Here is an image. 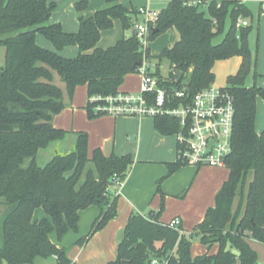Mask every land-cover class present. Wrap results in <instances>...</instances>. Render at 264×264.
Returning a JSON list of instances; mask_svg holds the SVG:
<instances>
[{
    "label": "trees",
    "instance_id": "1",
    "mask_svg": "<svg viewBox=\"0 0 264 264\" xmlns=\"http://www.w3.org/2000/svg\"><path fill=\"white\" fill-rule=\"evenodd\" d=\"M57 1L0 0V48H4L0 65V264H34L36 257L76 264L51 242L50 234L55 232L60 240L68 231L77 232L79 212L90 206H96L99 214L77 245L102 230L117 216L118 195L109 189L111 177L116 175L123 183L132 164L128 155L105 156L100 149L89 157L85 133L75 134L71 151L55 154L42 166L37 162L40 152L68 134L52 124L65 108L64 95L71 101L75 89L84 86L88 118L101 116L93 113L89 98L126 93L119 89L127 75L137 74L143 55L135 35L109 48H97L101 32L111 29L113 21L118 20L123 30L130 29L136 10L108 0L91 17L83 18L87 0H80L75 4L79 28L72 34L49 23ZM245 1L190 4L170 0L159 12L158 31L151 32L149 41L170 29L178 32L179 40L156 57L147 50L146 58L155 61L158 77H163L160 63L167 61L166 79L170 86L184 88L187 101L213 83L217 61L240 59L237 73L227 77L225 87L235 109L231 153L225 161L228 176L215 195L214 206L189 233L181 226L176 229L159 222L162 203L157 213L132 212L116 258L106 264H151L153 260L159 264H257V253L249 242L264 245V128L259 134L255 130L256 100H264V88L245 86L251 69V26L237 27L239 20L252 16ZM227 20L229 27L221 42L213 44ZM36 35L50 42L54 51L39 47ZM68 46L78 48L75 58L58 54ZM153 126L162 135L178 130V122L166 116L154 118ZM181 166L177 161L167 164L168 176ZM159 184L157 193H161ZM38 208L46 216L33 219ZM193 238L206 247L204 254L191 255ZM215 244L216 252L209 253Z\"/></svg>",
    "mask_w": 264,
    "mask_h": 264
},
{
    "label": "crops",
    "instance_id": "2",
    "mask_svg": "<svg viewBox=\"0 0 264 264\" xmlns=\"http://www.w3.org/2000/svg\"><path fill=\"white\" fill-rule=\"evenodd\" d=\"M63 1L64 0L57 1V7H59ZM107 1L108 0H105L104 4ZM169 1L170 0H162L161 4L158 5V8L151 7L150 3H147L146 6L139 7H148L150 10L159 13L167 6ZM119 3L127 10H136L135 7L127 8L122 2L119 1ZM97 7L98 6L93 8L94 13L97 11ZM133 19L135 21L136 19H139V17L135 15ZM49 23L59 24L65 33L74 34L78 31L73 32L66 30L62 26L61 22L55 19V11L51 13ZM113 25L115 26L114 21ZM119 26L121 28L120 32L116 30L114 33H111L112 31L108 30L102 31L99 42L97 43V48H109L117 41L123 38L127 39L134 35L133 26L128 30H123L120 22ZM168 31L175 32L177 36L173 44L169 46V48H171L174 43L179 40V34L175 29H170ZM35 42L38 46L46 50L54 51L53 46L48 41V43H44L35 37ZM148 50L150 52V45ZM78 53L79 51L76 46H68L58 52L60 56L68 59L73 57L75 58ZM129 75L125 77V83L123 82L121 85L119 89L120 92L128 93L130 90L125 85L126 79ZM257 75L259 76V74ZM59 86L64 92V85L60 84ZM256 87L264 88V85ZM76 93L79 94V96L80 94H86V88L84 86H78L74 91L75 95ZM74 94L71 101H69L66 95H64L63 101L65 102L66 99V106L58 115L54 116L52 120V124L55 128L68 132L63 141L54 143L55 146H59V148L65 151L60 154L73 149L76 133H85L87 134L88 140V152L94 148L100 149L105 156L114 155L121 157L128 155L132 160V164L119 190L116 218L108 222L102 230L95 233L86 244L79 246L76 243L77 240L88 234L92 222L99 214V210L96 206H90L79 212L77 233L71 234L70 232H67L65 236L61 238L59 243L56 244V246L63 248L65 250L66 257L71 262L76 264H106L111 262L116 258L117 245L123 236L124 227L130 214L132 212H137L141 215H147L150 211H157L163 197L166 208L162 212L161 216H159V222L168 224L171 220L178 218L180 220L181 229L185 233L191 232L195 225L202 221L206 210L214 206V200L212 201L211 197H214L215 199L216 193L226 180L222 178L213 182L207 190L209 191L208 198L200 201L196 208L191 211V214L186 213L183 209H181V201H175L174 199L179 200V198L181 199L184 196H187L188 198L187 192L189 189H187V185L189 180L183 176L184 172L188 168L180 167L173 174L165 177V175L168 174L167 164L175 163L177 161L175 137L173 135H162L157 132L154 129L153 119L151 118L138 119L132 117L113 118L108 129H105L102 133L92 135L90 131L79 127L76 124V115L80 114V111H82L81 114L84 113L87 116V102L85 103V99L84 102H82L83 104H80V102H74ZM260 132H257V134ZM197 170H199V168H196V171ZM164 177L165 180L161 184L160 188L161 193H157L156 189L158 181ZM40 216L41 215H38V217ZM33 219L39 220L41 218L33 217ZM255 243L257 242H249L251 248L257 253L255 248H253V244Z\"/></svg>",
    "mask_w": 264,
    "mask_h": 264
},
{
    "label": "built area",
    "instance_id": "3",
    "mask_svg": "<svg viewBox=\"0 0 264 264\" xmlns=\"http://www.w3.org/2000/svg\"><path fill=\"white\" fill-rule=\"evenodd\" d=\"M199 4L201 0H184ZM158 12L148 7L136 9L133 23L135 36L139 42L142 63L137 69L141 76L137 94L118 93L114 96H92V111L114 117L151 118L170 117L178 122V130L173 134L176 140L177 162L194 167H223L231 153V137L234 121L233 97L225 88L209 86L198 90L188 101L184 88H174L166 77H158L155 63L148 61L146 51L149 36L158 20ZM239 20L237 27H247ZM169 84V85H167ZM211 142V143H210ZM122 183L118 177H111L110 191L116 195ZM169 227L179 229L180 220L175 218ZM151 264H159L153 260ZM165 264V263H163Z\"/></svg>",
    "mask_w": 264,
    "mask_h": 264
},
{
    "label": "rangeland",
    "instance_id": "4",
    "mask_svg": "<svg viewBox=\"0 0 264 264\" xmlns=\"http://www.w3.org/2000/svg\"><path fill=\"white\" fill-rule=\"evenodd\" d=\"M122 2L127 8L135 7L136 9L139 6H146L147 3H150L151 7L158 8V5L161 4L162 0H119ZM164 1V0H163ZM79 0H64L59 7L53 10L55 11V19L61 22L62 26L69 31L76 32L78 30V18L77 12L75 10V4L78 3ZM105 0H87V6L81 12V16L83 18L89 17L91 14L94 13L93 8L97 7V10L101 9L104 6ZM245 5L251 11V18L249 19H242L248 23V26H251V32L248 36V45L251 52V64H250V73L247 75L245 79V86L252 87V86H259L264 85V0H246ZM115 26L113 25L111 29L108 31H121L119 26V21H114ZM229 20L226 21L223 33L216 36L213 40V44H217L221 42L225 32L229 27ZM36 38L39 41H43L44 43H48L47 40L42 37L41 35H36ZM177 36L175 32L166 31L163 34L158 35L153 41L150 42V54L153 57L158 56L163 49L169 48L176 40ZM40 47V46H39ZM42 48V47H41ZM72 56V55H68ZM74 56V55H73ZM74 58V57H73ZM155 63V61H153ZM4 64V48H0V65ZM240 65V60L238 57H232L226 60H219L214 64L213 73H214V80L211 86L215 88H225L227 86L226 79L229 76H233L237 73ZM160 74L165 77L168 72V63L166 60H163L159 65ZM259 74V76L257 75ZM56 77L57 84L60 85L58 82V77ZM125 81V79H124ZM141 81V76L139 74L136 75H129L126 79V86L130 89L128 93L130 94H137L139 92V85ZM125 83V82H124ZM87 102L86 94H74V102ZM65 106H66V99H65ZM69 103V102H68ZM80 110V108H79ZM82 113V111H80ZM76 115V124L79 127L85 128L87 131H90L92 135H96L98 133H102L105 129H108L110 123H112L113 118H117L108 114H104L99 116L97 119L90 120L88 117L83 114ZM264 128V100L261 98H257L256 100V119H255V129L256 132H260ZM86 131V132H87ZM60 145V144H59ZM91 149L88 152V156H91L92 151ZM57 152V153H56ZM65 152L59 146H55L54 144L50 146L47 150L40 152L37 158V162L40 166L44 165L47 160H49L55 154H60ZM184 168H188L183 176L184 178L188 179V198L184 196L183 198H179V200L174 199L175 201H181L182 208L186 213H190L191 211L196 208L197 204L208 198V188L215 182L217 179L224 180L227 179L228 170L223 167H194L190 165L181 166ZM196 168L199 170L196 171ZM168 174L165 175L167 177ZM165 177L160 179V188L161 184L165 180ZM250 179V176L248 177ZM160 195V194H159ZM160 200V199H159ZM211 200H214V197H211ZM163 201V202H162ZM162 203L163 208L162 212L166 208V204L164 202V197L160 201ZM238 204V198L235 199L234 208ZM161 205V204H160ZM159 205V208H160ZM212 206V205H211ZM159 208L154 213L159 211ZM161 212V214H162ZM160 214V216H161ZM38 215H41L38 217ZM46 215L44 214L43 210L38 208L35 209L33 213L34 218H43ZM71 234H76L77 232L68 231ZM65 235H63L64 237ZM62 237V238H63ZM84 238V237H81ZM80 238V239H81ZM79 239V240H80ZM50 240L53 244H58L59 241L57 240L55 232L50 234ZM78 241V240H77ZM87 242H85L86 244ZM253 248L257 251L258 261L257 264H264V245L255 243L253 244ZM217 250V245H213L209 249V253H214ZM206 252V247L201 244L198 238H193L190 248V253L193 256L200 255ZM236 253V252H235ZM34 264H56L54 258H42L36 257L33 261Z\"/></svg>",
    "mask_w": 264,
    "mask_h": 264
},
{
    "label": "water",
    "instance_id": "5",
    "mask_svg": "<svg viewBox=\"0 0 264 264\" xmlns=\"http://www.w3.org/2000/svg\"><path fill=\"white\" fill-rule=\"evenodd\" d=\"M157 31H158V30H157L156 28H153V29H152V33H157ZM133 34L135 35V31H134ZM176 75H177V80H179L180 77H181V73H180V72H177ZM210 143H211V142H210Z\"/></svg>",
    "mask_w": 264,
    "mask_h": 264
}]
</instances>
